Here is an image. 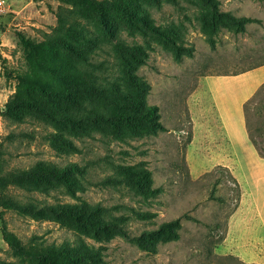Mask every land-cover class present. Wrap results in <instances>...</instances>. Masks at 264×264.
Instances as JSON below:
<instances>
[{
  "label": "rangeland",
  "instance_id": "374dc122",
  "mask_svg": "<svg viewBox=\"0 0 264 264\" xmlns=\"http://www.w3.org/2000/svg\"><path fill=\"white\" fill-rule=\"evenodd\" d=\"M229 16L254 20L239 30ZM129 61L165 130L117 133ZM261 63L264 0H0V201L11 205L0 206V264H47L3 228L55 264H254L239 241L264 229L241 201L243 173L219 161L228 146L205 77ZM82 85L106 115L73 132L47 113ZM17 97L31 103L21 116ZM244 114L264 155V83ZM65 203L86 209L79 221L52 209Z\"/></svg>",
  "mask_w": 264,
  "mask_h": 264
},
{
  "label": "crops",
  "instance_id": "0c3cea01",
  "mask_svg": "<svg viewBox=\"0 0 264 264\" xmlns=\"http://www.w3.org/2000/svg\"><path fill=\"white\" fill-rule=\"evenodd\" d=\"M205 81L228 146L219 161L232 172L243 173L247 189L241 201L248 199L252 216L264 229V156L249 138L244 114V104L264 83V63L237 73L207 75ZM260 238L239 241L240 247H250L253 255H236L245 262L264 264V230Z\"/></svg>",
  "mask_w": 264,
  "mask_h": 264
},
{
  "label": "trees",
  "instance_id": "16d2710c",
  "mask_svg": "<svg viewBox=\"0 0 264 264\" xmlns=\"http://www.w3.org/2000/svg\"><path fill=\"white\" fill-rule=\"evenodd\" d=\"M229 19H231L235 24L236 28L239 30H242L244 28V24L248 21L254 20V18L248 17V16H240V17H233L229 16ZM223 22L221 19H213L209 27L211 32H214L218 26L219 23ZM203 26H207L204 24ZM177 57L179 56V53L176 52ZM137 61L142 62L143 60L140 58H136ZM127 66V72L129 74V82L128 86L121 92L119 91V97L121 98V101L117 103V119H118V126L119 129H117V133H125L126 130H128L130 133L134 135H141L144 133H155L159 130H165V127L161 124V122L158 120V112H157V106L156 105H146L145 103V94H146V88L147 83L145 81H141L134 77L131 73V63L130 61L126 64ZM75 92L82 91L81 99L80 97H77L75 94H72L71 90L65 92V98L67 101H69L68 104H66V107L63 108L62 114H52L51 112H48L47 115L52 116L54 119H63V125L67 126L71 129V131L74 132L77 128L83 125V121L90 120V116L92 112L94 115L99 114V117H104L106 114L103 112L98 113V111H95L96 103L94 100L91 99V96H93V93H89V90L87 88H84V85H82V89L80 90H74ZM85 96V98H84ZM88 98V99H87ZM31 106V103L29 100L21 97H17L13 100V113H15L17 116H21L25 114V110H27ZM77 107H81L87 110L86 113H78ZM85 116V119L82 117V121L80 117L78 116ZM50 116V117H51ZM53 120V119H52ZM55 121V120H54ZM87 126V125H86ZM124 134V135H125ZM63 136V135H62ZM64 142H67L69 145L72 144V141L68 139L67 137H62ZM264 156V155H263ZM0 166H1V159H0ZM71 169V168H66ZM52 171V170H51ZM53 172H56L53 170ZM60 174V173H59ZM141 181H148L149 180V173L147 171H142L140 174H138L137 177ZM156 189H148V191H154ZM0 206H11L10 202L1 200ZM53 210L61 213L64 216L71 217L75 221H79L80 218H82V214L84 215V211L86 209H82L78 205L71 204V203H65L62 205H58L57 207H52ZM178 227L179 221L178 219H174L168 222H164L161 224V228L166 227ZM3 236L5 240L9 243L10 246L17 249L20 253L24 255H38L40 259H42L47 264H55V260L53 258V255L50 253L42 252V253H34L33 251H30L29 249L25 248L23 245L19 244L17 241H15V238L13 235L6 230L5 228L2 229ZM158 240L157 237H149V244L154 245V243Z\"/></svg>",
  "mask_w": 264,
  "mask_h": 264
}]
</instances>
